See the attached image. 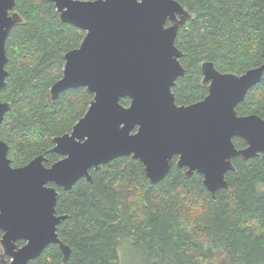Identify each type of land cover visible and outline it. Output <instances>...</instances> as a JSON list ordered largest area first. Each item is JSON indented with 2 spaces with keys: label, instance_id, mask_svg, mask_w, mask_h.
<instances>
[{
  "label": "trees",
  "instance_id": "trees-1",
  "mask_svg": "<svg viewBox=\"0 0 264 264\" xmlns=\"http://www.w3.org/2000/svg\"><path fill=\"white\" fill-rule=\"evenodd\" d=\"M177 1L191 14L175 38L185 69L172 87L177 104L208 93L203 61L236 74L264 63V0ZM15 10L22 21L5 43L7 76L0 97L10 107L0 138L12 166L40 154L50 165L60 158L52 151L53 138L70 132L93 99L85 86L65 89L54 101L50 97L64 54L85 32L61 21L49 0H16ZM120 102L128 105L129 99ZM235 109L264 118V73ZM233 142L238 148L246 145L241 137ZM176 158L156 183L146 177L141 161L125 155L91 168V180L81 177L68 190L56 186V213L66 215L57 233L70 253L63 261L59 245L50 243L27 264H118L122 241L141 252L143 264H264L263 155L232 158L228 188L214 195L201 173L186 176Z\"/></svg>",
  "mask_w": 264,
  "mask_h": 264
},
{
  "label": "water",
  "instance_id": "water-1",
  "mask_svg": "<svg viewBox=\"0 0 264 264\" xmlns=\"http://www.w3.org/2000/svg\"><path fill=\"white\" fill-rule=\"evenodd\" d=\"M61 21L86 31L80 45L67 51L61 77L50 88L54 101L68 88L85 86L94 96L68 133L55 136L53 151L62 157L50 166L38 155L12 166L8 145L0 138V246L7 262L27 264L50 243L65 261L70 247L58 236L66 217L56 213L58 190H68L89 170L125 155L144 165L151 183L168 173L172 158L197 171L214 195L228 188L232 158L264 157V118L239 115L235 107L259 83L264 63L241 74L221 72L212 61L201 63L208 93L197 102L178 105L172 87L185 72L177 31L191 17L177 0H50ZM15 0H0V90L5 83V40L21 21ZM12 11V13H10ZM172 24L166 26L167 21ZM127 97V106L120 99ZM10 104L0 98V127ZM241 137L244 147L233 138ZM19 240L24 241L19 245Z\"/></svg>",
  "mask_w": 264,
  "mask_h": 264
},
{
  "label": "rangeland",
  "instance_id": "rangeland-1",
  "mask_svg": "<svg viewBox=\"0 0 264 264\" xmlns=\"http://www.w3.org/2000/svg\"><path fill=\"white\" fill-rule=\"evenodd\" d=\"M118 254V264H143L141 252L135 249L128 241H122L118 248ZM2 258H4L7 262L9 261V257H5L0 246V264L2 263Z\"/></svg>",
  "mask_w": 264,
  "mask_h": 264
},
{
  "label": "flooded vegetation",
  "instance_id": "flooded-vegetation-1",
  "mask_svg": "<svg viewBox=\"0 0 264 264\" xmlns=\"http://www.w3.org/2000/svg\"><path fill=\"white\" fill-rule=\"evenodd\" d=\"M49 1H50V0H49ZM15 3H16V0H15ZM53 3H54V2H53ZM54 5H55V4H54ZM55 7H56V6H55ZM56 10H57V9H56ZM13 11L18 12L17 10H15V6H14ZM57 12H58V11H57ZM10 13H12V11H10ZM18 13H19V12H18ZM58 14H59V13H58ZM19 15H20V14H19ZM20 17H21V15H20ZM21 21H22V17H21ZM21 21H20V22H21ZM18 23H19V22H18ZM16 24H17V23H16ZM70 24H71V23H70ZM170 24H172V22L168 20V21L166 22V26H167V25H170ZM14 25H15V24H14ZM14 25H13V26H14ZM13 26H12V27H13ZM11 29H12V28H11ZM11 29H10V30H11ZM80 29H81V28H80ZM82 30H83V29H82ZM83 31L86 33L85 30H83ZM9 32H10V31H9ZM9 32H8V34H9ZM8 34H7V36H8ZM84 35H85V34H84ZM7 36H6V38H7ZM83 38H84V37H83ZM81 41H82V40H81ZM5 43H6V40H5ZM80 43H81V42H80ZM79 45H80V44H79ZM79 45H78V46H79ZM78 46H77V47H78ZM75 48H76V47H75ZM72 49H73V48H72ZM5 50H6V49H5ZM70 50H71V49H70ZM179 50H180V49H179ZM68 51H69V50H68ZM64 55H65V54H64ZM179 58H180V57H179ZM179 62H180V61H179ZM64 63H65V59H64ZM63 68H64V67H63ZM62 72H63V71H62ZM60 77H61V76H60ZM206 85H207V84H206ZM207 86H208V85H207ZM172 92H173V91H172ZM93 96H94V94H93ZM50 97H51V96H50ZM0 98H1V97H0ZM124 98H126V97H124ZM121 99H122V98H121ZM128 99H129V98H128ZM202 99H203V98H202ZM1 100H2V99H1ZM51 100H52V99H51ZM200 100H201V99H200ZM2 101H3V100H2ZM52 101H53V100H52ZM198 101H199V100H198ZM6 102H7V101H6ZM129 102H130V99H129ZM196 102H197V101H196ZM193 103H194V102H193ZM121 104H122V103H121ZM176 104H177V103H176ZM178 105H180V104H178ZM181 105H182V104H181ZM184 105H185V104H184ZM186 105H187V104H186ZM125 106H127V105H125ZM84 114H85V113H84ZM245 115H246V114H245ZM72 127H73V126H72ZM71 129H72V128H71ZM70 131H71V130H70ZM67 133H68V132H67ZM53 141H54V140H53ZM54 145H55V143H54ZM54 145H53V147H54ZM53 147H52V151H53ZM54 152H55V151H54ZM57 154H58V153H57ZM40 155H42V154H40ZM58 155H59V154H58ZM37 156H38V155H37ZM35 157H36V156H35ZM61 157H62V156L60 155V158H61ZM33 158H34V157H33ZM33 158H32V159H33ZM176 159H177V158H176ZM27 163H28V162H27ZM44 164H45V160H44ZM51 164H52V163H51ZM51 164H50V165H51ZM11 165H12V164H11ZM45 165H46V164H45ZM50 165H46V166H50ZM1 236H2V235H1ZM17 243H18V242H17ZM5 257H9V256L5 255Z\"/></svg>",
  "mask_w": 264,
  "mask_h": 264
}]
</instances>
